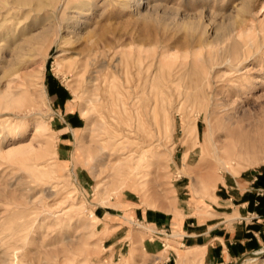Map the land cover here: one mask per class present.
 <instances>
[{
    "label": "rangeland",
    "instance_id": "1",
    "mask_svg": "<svg viewBox=\"0 0 264 264\" xmlns=\"http://www.w3.org/2000/svg\"><path fill=\"white\" fill-rule=\"evenodd\" d=\"M97 2L96 15L87 18L90 22L82 29L93 30L98 40L92 69L99 79L89 80L88 74L73 69L71 61L84 42H64L67 37L72 39L71 24L61 18L65 0L53 8L52 32L41 49L33 46L19 61L13 58L14 51L6 50L0 60V263L11 248L15 260H22L20 264H151L153 256L146 250L145 240L158 239L168 249L167 242L178 231L139 221L133 217L136 208L177 209L182 216L204 213L211 217L213 203H218L215 195H222L225 179L235 187L237 197L251 186L246 182L250 177L264 180V0H150L153 8L148 12L144 6L141 14L136 4L123 8L116 0ZM212 11L217 12L215 18L210 16ZM199 22L206 24V35L197 27ZM45 23L33 32L42 30ZM18 41L28 44L22 37ZM235 41L245 59L242 65L228 59ZM140 47L146 73L159 67L153 75V80L158 79L155 83L169 78L170 64L177 56L176 62H183L188 72L182 83L205 80V94L195 87L186 93L178 84H174L172 97L162 93L163 87L157 91L168 97L165 103L175 113V130L164 141L173 154L166 153L163 145L156 149L143 180L145 193L138 194L122 187L119 155L100 152V131L111 113L96 87L105 84L112 89L117 84L124 92L125 61ZM60 54L64 66L57 73L54 63ZM151 61L153 67L148 64ZM6 90L18 101L6 102L2 96ZM148 98L144 94L140 104L146 105ZM206 104L216 114L210 120L202 114L197 120L198 132L192 131L185 142L184 117L193 121ZM90 108L83 117V110ZM244 128H248L250 142L236 146L230 132ZM164 132L169 134V127ZM206 138L211 142L203 151L199 141L205 143ZM215 139L219 149H213ZM29 147L34 151L24 157L8 155ZM47 149H55L56 156ZM40 152L44 157L38 160L49 163L45 171L32 166L37 161L33 155ZM234 179L241 190L236 189ZM202 181L216 182L215 189L200 190ZM109 207H115L119 216L106 215L103 210L111 211ZM252 219L264 230V216ZM119 225L124 226L111 239ZM122 237L119 244H113ZM257 250H264V242H259ZM249 259L243 264H261L260 259Z\"/></svg>",
    "mask_w": 264,
    "mask_h": 264
},
{
    "label": "bare ground",
    "instance_id": "2",
    "mask_svg": "<svg viewBox=\"0 0 264 264\" xmlns=\"http://www.w3.org/2000/svg\"><path fill=\"white\" fill-rule=\"evenodd\" d=\"M58 1L59 0H0V10L3 9L2 10L3 16L0 18V60L4 59V52L6 50L14 51L13 58L19 61L21 59V56L27 53L25 51H31L33 46L36 47V49L40 46L39 49H41V45H45L48 36L52 32V22L54 20L53 8ZM116 1L123 8L132 7L134 4H136V8L138 10V13L140 14L142 7L147 6L146 10L148 12L152 7L150 5V0H116ZM65 3L66 4L64 8V13L62 14L61 18L62 21L71 24L72 39L67 37L65 38L64 42L73 43V42H80L82 40L84 42L83 46L77 52V57L71 61L73 69L76 70L77 73H82L81 75L88 74L87 78H89V80H96L98 77L94 78L93 76L94 70L92 69V65H93V61L96 59L97 56L98 40L96 38L95 33H93V30L83 31V29L90 22L88 21L87 18H92L93 16L96 15L99 4L97 0H65ZM216 14L217 12L212 11L210 16L212 18H215ZM145 17L147 16L145 15ZM44 21H46V23L43 26V28H41L42 30L34 33L33 29L37 26H41L44 23ZM197 27L201 29V33L203 35H206L207 28L205 23L199 22ZM21 37L23 38L24 41H27L28 44L23 43L22 41H18ZM143 51L144 50L141 47L138 48L137 54H135L133 58L131 57L130 60L127 59V61H125L126 62L125 72L127 78H126V85H124L125 86L124 92L121 93L120 90H118V87H116L118 86L117 84L116 85L113 84L112 89H111V85H105V84L104 85L97 84L96 87V89L99 90V94L101 98L103 99V101H105L111 113L110 114L111 119H109V121H105L102 131H100L101 132L100 134L101 143L99 145L100 152L101 154L108 152L110 154L119 155L117 167L119 168L118 174H120L123 177L122 187L132 188L138 194L145 193L146 188L143 180L148 175L147 171L151 165L150 161L151 158L155 156L154 153L156 152V149H158L159 146L163 145L166 146V150H167L166 153H169V155L173 154V149L169 147L170 144H167L164 141L167 139V137L172 136L176 125L175 113L169 110V106L167 105L169 103H165L168 102L167 96L172 97L173 94H175L174 84L175 85L178 84L179 86H182L183 89L186 91V93L189 92V89L195 87L196 89L200 90L201 94H205V91L203 90V83L205 80L203 81V80L191 79L188 80L189 81L188 84L182 83L184 78L187 77L186 75L188 74V72L183 69V65H184L183 62L182 63L176 62L177 56H174L173 62L170 64L169 78H165V80L155 83L157 82L158 79L156 80L157 78L156 76V78H154L156 81L153 80V75L155 74V72L157 73L159 67L157 66L156 69L153 71V73L147 74L145 71L146 66L144 64V58L142 56ZM130 53L131 52H129V54ZM61 55L62 54L56 57L54 63L55 70L57 73H60L61 69L64 66V58H62ZM132 55L133 54H131V56ZM183 57L184 59H187L188 55L184 54ZM228 59L230 62H234V63L237 62L239 65H242L245 60L243 59L241 54L239 55L236 41L234 42V48L232 50V54ZM18 61H15V63ZM159 63L161 64L162 61H160ZM148 64L149 65L151 64L152 66V61L151 63ZM147 70L149 69L147 68ZM160 78L159 80H162V78L161 79ZM154 83L157 85L155 86ZM160 87L161 88L163 87L162 93H166L167 96L164 94L160 95L159 92H157L160 91L161 89ZM176 89H181V88L176 87ZM144 94L149 95L148 98L149 101L146 105H141L139 101ZM206 95L208 97H211L209 93H206ZM2 96L6 102H12L11 99H13L14 102L18 101L14 98V94H12L8 90L2 92ZM173 100L174 99H172V101ZM192 101H193V97H192ZM211 109L212 108H210V104H208L202 111L198 109L199 111L195 113V119L193 121H191L187 117H184L185 142H187V139L192 131L198 132L197 120L201 117L202 114H204L206 119H209L213 114H216L215 110H211ZM83 111H84L83 117H87L86 114L91 112V108ZM233 124H235V122H232V125ZM167 127H169L170 129L169 134L164 132L165 128ZM248 133H249L248 128H244V130L240 132H238L237 130H231L230 136L236 139L237 142L235 143V145L237 146L240 144V142H245L246 144L250 142V138H248L250 136ZM228 134L229 133H226L227 136ZM210 142L211 140L209 138L205 139V143L199 141V143H201V147L203 151L208 150V147L210 146L209 144ZM218 142H219L218 139H215L214 142H212L213 143L212 146L214 147L213 149L220 148ZM188 144L190 146V141ZM30 151H34V149L32 147L19 149L10 152L8 155L11 157H15V156L24 157ZM47 151L52 155L56 154L55 149H47ZM100 155H98V158ZM216 156L221 160L223 159L219 154H216ZM43 157L44 155L42 154V152L33 155L34 160L37 161H34L32 166L38 171H45L49 168L48 167L49 163H47V160L39 161ZM186 158H187V153L185 154V159ZM231 160L232 159L230 158L227 161L230 163ZM219 179L222 178L220 177ZM215 186H216V182L209 185L207 182L202 181L200 183L201 188L199 189L203 191L214 190ZM54 187H56V185H54ZM175 212L177 213V215H180V212L177 211V209H175ZM93 217L100 219L95 214ZM167 243L171 245V242L168 241ZM13 248L17 249L18 247L14 244ZM257 253L258 254L264 253V250L258 251ZM11 255H13L12 260H11ZM178 255H179L178 264H189V263L203 264V256L201 250H199L198 248L190 247L184 251L178 250ZM15 257L16 256L14 250L8 248L4 252L0 264H20L22 260L20 261L15 260ZM259 259L261 260V264H264V257L263 258L253 257L250 258L248 261L251 260L255 261Z\"/></svg>",
    "mask_w": 264,
    "mask_h": 264
},
{
    "label": "crops",
    "instance_id": "3",
    "mask_svg": "<svg viewBox=\"0 0 264 264\" xmlns=\"http://www.w3.org/2000/svg\"><path fill=\"white\" fill-rule=\"evenodd\" d=\"M224 181L225 183L222 184L224 187L221 188L222 195H215L218 203H213L214 215L211 217H205L204 213L200 216L189 214L182 216L176 215L175 212L141 207L133 211V217L141 222L160 230L169 227L173 230L175 227L178 231L177 237L171 241V248L168 249L165 243L156 241L158 239L145 240V248L153 256L151 264H178V250L184 251L190 247L201 250L203 264H235L244 255L258 252L259 242H264V230L252 218L264 216V196L258 197L264 195V180L254 175L246 181L251 186L242 191L239 187L240 183L234 179L238 185L236 189L241 190L240 197L234 195L235 187L229 185L227 179ZM230 189L233 193H230ZM258 199L260 202L257 201ZM109 208L111 211L103 210L106 215L113 219L119 216L114 212L115 207ZM123 226L119 225L120 229L110 238L118 237V232ZM122 239L123 237L115 240L113 244H119Z\"/></svg>",
    "mask_w": 264,
    "mask_h": 264
},
{
    "label": "water",
    "instance_id": "4",
    "mask_svg": "<svg viewBox=\"0 0 264 264\" xmlns=\"http://www.w3.org/2000/svg\"><path fill=\"white\" fill-rule=\"evenodd\" d=\"M263 255H264V253H261V254H258L257 252L248 253V254L244 255L243 257H241L235 264H242L244 261H246L249 258L262 257Z\"/></svg>",
    "mask_w": 264,
    "mask_h": 264
}]
</instances>
